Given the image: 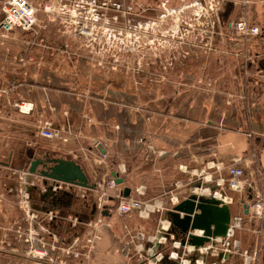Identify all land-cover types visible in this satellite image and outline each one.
Instances as JSON below:
<instances>
[{
    "label": "rangeland",
    "instance_id": "374dc122",
    "mask_svg": "<svg viewBox=\"0 0 264 264\" xmlns=\"http://www.w3.org/2000/svg\"><path fill=\"white\" fill-rule=\"evenodd\" d=\"M31 1L42 3V11L38 14L39 25L34 30L18 29L9 33L8 38H0V54L8 52L12 58L11 69L6 76L1 77L9 78L11 74L16 79L34 78L43 85L55 84L57 89L69 87L71 92L102 95L107 100L126 105H131L135 97L133 94L138 90L146 93L147 97V92L154 86L166 83L174 84L177 91L186 92L187 97L211 100L215 96V101L220 98V103L226 100V104L230 98L235 106L241 101L240 90L235 89L233 84L229 85V81L237 80L231 71L242 66V61L235 60L233 49L227 42L215 41L212 37V30L207 25L215 17L212 10L215 2L212 0ZM2 2L0 0V18ZM201 2L205 5L204 8L196 6V3ZM46 3L54 4L55 12H44L43 5ZM231 8V5L226 6L220 12V18L227 21L237 17L235 13L231 17ZM222 29L225 30V27ZM83 31L87 34H81ZM54 51L57 65L55 81H52L49 79L51 75L45 73H50L46 68L48 65L43 64L42 68L38 65V69L36 63L41 62L42 58L44 62H50ZM67 52L73 57L72 67L60 64L56 59L64 53L67 55ZM22 56L28 58L29 63L24 68L20 64ZM165 67H169V70ZM25 69L27 73L23 71ZM238 108L236 112H243V107ZM41 143L46 147L51 146L46 140H41ZM11 147L21 151L28 146L21 142ZM6 156L0 157V160L7 162ZM5 165L0 163V264H33L35 258L31 247L35 245L34 242L40 243L38 239L41 237L44 238L42 242L49 255L54 253L52 248L55 246V235H59L61 244L71 243L75 233L81 235L82 239L85 238L86 222L96 214L92 195L85 199L69 196L62 208L54 204L52 195L44 196L49 191L41 193L44 185L39 177L31 176L27 181L23 179V173L30 166H23L22 171H11L9 175V167ZM14 165L18 164L14 162ZM125 167L126 180L123 184L136 188L138 184H135V174L131 173L132 166ZM15 172L17 173L14 174ZM171 172L170 166H161L154 177H147V181L157 188L150 191L152 199L157 198L164 190L163 183L160 184V173H164L165 179L171 182L174 177ZM220 172L219 176L225 177L224 170ZM197 173L198 175L189 174L184 177L182 185L174 188L173 193L188 197L202 187L210 188L211 192L213 189L220 191L214 182L207 181L209 169L202 172L204 175ZM30 181H34L36 185L32 187ZM173 187L174 183L170 188ZM26 191L28 198L25 203ZM226 193L239 199L242 197L230 190H226ZM234 206L237 207L236 203ZM55 208L59 209V213L51 220L50 217L55 215ZM50 210L53 213L47 214ZM76 215L80 221L75 230L72 224L76 221ZM160 215L154 214L155 217L149 220L135 216L116 219L123 222L124 226L128 224L135 232L143 225L146 234L151 235L162 218ZM40 230L41 235H38ZM247 231L240 230L237 236L245 245L252 239V233H246Z\"/></svg>",
    "mask_w": 264,
    "mask_h": 264
},
{
    "label": "crops",
    "instance_id": "0c3cea01",
    "mask_svg": "<svg viewBox=\"0 0 264 264\" xmlns=\"http://www.w3.org/2000/svg\"><path fill=\"white\" fill-rule=\"evenodd\" d=\"M235 3H239L237 5L240 8ZM228 5L232 6L231 17L234 13L238 16L246 10L242 0H229L222 11ZM254 9L258 14L257 23L264 28V1L251 7V10ZM222 23L226 22L222 19ZM260 37L249 40L254 53L264 52V43ZM11 59L8 52L0 54V85L9 89L8 94H0V157L7 155V162L0 160V163H5V166H15L14 162L17 166H31L35 158L47 155L53 158L67 157L83 166L91 184L107 179L113 172H119V166H132L131 173L136 176L137 188L143 187L147 192L145 198H152L150 191L157 188L147 181V177H154L161 166H170L174 176L173 181L169 182L165 179V174L160 173V184L163 183L162 189L166 190L171 189L173 183L174 187L182 185L183 178L187 175H198L197 172L202 173L206 169H209V175L219 176L221 172L219 173L218 168H224L235 158H240L247 178L264 194V75L257 73V69L264 68V58L249 65L251 72L248 74L243 73L241 65L231 71L237 80L229 81V85L233 84L235 89L240 90L241 101L237 106L244 108L241 113L236 112L239 108L232 105L230 98L226 104V100L220 103V98L215 101V96L211 100L187 97L186 92L177 91L172 83L154 86L147 92V97L146 93L138 90L133 94L135 97L131 105H126L107 100L102 95L71 92L69 87L57 89L55 84L43 85L34 78L16 79L11 74L9 78L1 77L6 76L11 69ZM56 59L66 66H71L74 62L68 52ZM20 61L23 68L29 64L28 58L24 56ZM43 64L48 65L46 68L50 73H45L51 75L49 79L55 81V51L50 62H44L42 58L41 62L36 63V67L40 69L39 66L42 68ZM23 71L27 73L26 69ZM35 75L38 76V73ZM18 101L33 103L34 110L30 114L21 113L14 106ZM43 119L51 120L56 127H65L71 132L69 141H52L39 136L37 123ZM41 140L48 141L51 146L46 147ZM21 142L28 147L21 151L12 149L13 144ZM224 173V178L227 179L226 170ZM125 174L126 172L120 173L124 183ZM23 175L25 176V172ZM125 187L131 186L123 184L119 190H124ZM131 189L132 193L134 188ZM250 194L240 195V199L229 195L234 199L230 204L233 217H241L242 229L238 228L230 239L236 252L230 254L224 263L218 259L219 264H245L240 251L247 249L252 254L254 251L259 252V260L255 264H264V219L255 217L250 209L245 214L243 207L245 203L252 202ZM58 196L55 203L63 208L62 204L68 202L69 196ZM235 203L237 207L234 206ZM112 206L114 205L109 206L111 212H108L107 219L114 226L103 231L102 239L96 244L98 252L84 260V264H134V261L115 254V249L124 247L121 240L124 225L116 219L122 218L113 214L115 208ZM147 208L146 210L153 208V204L148 203ZM55 211L59 213V209L55 208ZM154 214L149 219L154 218ZM133 216L139 217L137 213H132L126 219ZM160 216L162 218L157 227L166 219L164 214ZM140 226L138 225L139 230L147 233L146 228ZM84 229L86 233L88 229ZM243 229L248 230L246 233H252L248 245L237 238L239 231ZM155 232L156 230L151 235Z\"/></svg>",
    "mask_w": 264,
    "mask_h": 264
},
{
    "label": "built area",
    "instance_id": "2783aa9c",
    "mask_svg": "<svg viewBox=\"0 0 264 264\" xmlns=\"http://www.w3.org/2000/svg\"><path fill=\"white\" fill-rule=\"evenodd\" d=\"M212 1L215 2V8L212 7L215 17L213 16L207 22V25L210 27L209 30H212L210 31L212 37L215 38V41H225L227 44H230L235 58L242 61L243 73H250V66L258 63L259 58H264V52L254 53L249 46V40L252 37L261 36L260 38L264 43V28L257 23L258 14H256L255 9L251 10V7L264 0H242V4L246 9L244 13L241 12L237 17L229 19L226 23H222L220 12L229 0ZM197 5L203 8L205 6L202 2L196 3ZM43 10L46 13L55 12V5L46 3L43 5ZM40 11H42V3L40 4L39 2L35 3L31 0H3L1 4L0 38L6 39L9 37V33L18 29L26 31L34 30L39 25L38 14ZM198 15L202 16V14ZM222 27H225V30ZM85 33L87 34V32ZM197 38L199 39L200 37L198 36ZM257 73L264 75V68L257 69ZM8 93L9 89L2 88L0 85V94ZM14 106L24 114H30L34 110V104L26 101L15 102ZM37 131L41 137L65 143L69 141L71 133L65 127H56L48 119L40 120L37 123ZM249 135L251 136V134ZM103 156L105 157L106 155L103 154ZM253 157L256 158V155ZM241 161L242 159L235 158L224 168H218V171L226 170L228 174L227 179L214 175L206 176L208 178L207 181L214 182L216 187L221 191H213L211 194L217 195L219 193L220 195H225L223 200L230 205L234 199L226 193V190L241 195L253 193V200L249 204V209L255 217L262 220L264 219V194L249 181ZM119 168L120 171L116 173L119 177H122L120 173L126 172V167L119 166ZM201 175L204 174L201 173ZM31 176H37L41 179L40 181L44 185L41 193L47 192L51 187L52 192L55 194L79 196L83 199L92 195L95 200L94 207L96 208L94 217L86 222L88 231H86L84 239L80 237L81 235L75 234L71 243L61 244L59 235H55V246L52 248L53 255L48 254L46 245L42 242L44 238L38 239L40 243L34 242L35 245L31 247V253L35 258L33 259V264H84V260L89 259L93 254L98 252L96 244L102 239L103 231L113 226L111 220L107 219L108 212H111L109 209L111 204L115 208L113 214L119 218L137 213L141 219L146 220L154 213L166 214L174 205L181 201V198L182 200L187 198L182 194L173 193L174 188H179L178 185L172 189L164 190L157 198L152 199L145 198L147 192L141 186L134 188V191L128 197H125L123 190H119L120 185L113 176H109L107 179L93 184L94 187L92 188L48 179L40 174L38 175V173H31L30 169L25 173L23 179L27 181ZM30 185L34 187L36 184L33 181ZM9 190H12V188ZM25 190H27V186ZM196 190H200V188ZM200 191H196L195 193L206 195ZM24 198V202L26 203V199L28 198L27 191ZM148 203L153 204V208L146 210L148 209ZM52 213L53 211L51 210L47 212V214ZM56 217L57 212L50 219L54 220ZM75 220L72 227L76 230L77 223L80 220L77 217H75ZM171 226L170 220L166 218L161 221L155 234L147 235L145 231L138 230L134 232L128 225H125V234L121 238L124 242V247L115 249V254L134 261V264H219L218 259H221V262L224 263L230 254L236 252V249L231 245L230 239L233 237L234 232L238 228H241L242 220L241 217H233L231 229L226 238L212 239L210 243H206L199 248L187 242L189 234L184 235L178 229L172 230ZM43 230L46 229L43 228ZM191 233L201 236L203 235V230H194ZM37 234L41 235V230ZM50 234H53V232H50ZM240 254L245 264H255L254 262L259 260V252L257 251H254L252 254L249 250H243V252L240 251ZM47 256L48 259H45ZM21 264L25 263L22 262Z\"/></svg>",
    "mask_w": 264,
    "mask_h": 264
},
{
    "label": "water",
    "instance_id": "95a60500",
    "mask_svg": "<svg viewBox=\"0 0 264 264\" xmlns=\"http://www.w3.org/2000/svg\"><path fill=\"white\" fill-rule=\"evenodd\" d=\"M39 166L43 167L40 172H38ZM30 172L38 173L48 179L77 184L86 188L94 187L83 166L76 160L67 157L53 158L47 155L44 159L35 158L31 162ZM112 175L118 184L124 183V178L119 177L116 172H113ZM48 191L44 196L53 195L51 187ZM131 191V187H125L123 195L128 197ZM53 196V199H58V194ZM252 198L253 195L250 194L249 199ZM243 207L245 214H248L249 204L245 203ZM166 218L170 220L172 230L178 229L184 235L189 234L187 242L199 248L210 243L212 239L226 238L231 229L233 214L231 206L223 199L216 198L212 194L206 196L193 193L174 205L167 212ZM194 230H203V235L191 233Z\"/></svg>",
    "mask_w": 264,
    "mask_h": 264
},
{
    "label": "flooded vegetation",
    "instance_id": "af4514ba",
    "mask_svg": "<svg viewBox=\"0 0 264 264\" xmlns=\"http://www.w3.org/2000/svg\"><path fill=\"white\" fill-rule=\"evenodd\" d=\"M166 5V4H165ZM167 70H169V67H165ZM45 157V156H44ZM44 157H39L40 159H44ZM7 167V166H6ZM9 167V168H8ZM7 168H8V170L10 171L9 172V175H10V173H11V171H17V169H19V170H21L22 168H23V166H8ZM42 166H39L38 167V172H40L41 170H42ZM17 172H15L14 174H16ZM55 193H53V195H54ZM57 198H59V196L57 197ZM54 200V204H55V199H53Z\"/></svg>",
    "mask_w": 264,
    "mask_h": 264
},
{
    "label": "bare ground",
    "instance_id": "6f19581e",
    "mask_svg": "<svg viewBox=\"0 0 264 264\" xmlns=\"http://www.w3.org/2000/svg\"><path fill=\"white\" fill-rule=\"evenodd\" d=\"M81 34H86V33L84 32V33H81ZM204 188H205V189H204ZM200 190H201L204 194H206V195H210V194H211V191H210L209 188L202 187V188H200ZM218 194H219V193H217V195H218ZM212 195H214V194H212ZM217 195H215L216 198L223 199V196H222V195H220V194H219V196H217ZM147 206H148V205H147Z\"/></svg>",
    "mask_w": 264,
    "mask_h": 264
},
{
    "label": "trees",
    "instance_id": "16d2710c",
    "mask_svg": "<svg viewBox=\"0 0 264 264\" xmlns=\"http://www.w3.org/2000/svg\"><path fill=\"white\" fill-rule=\"evenodd\" d=\"M222 18H223V17H222ZM229 18H230V17H229ZM223 20H224V19H223ZM228 20H229V19H228ZM228 20H227V21H228ZM227 21L224 20V22H227Z\"/></svg>",
    "mask_w": 264,
    "mask_h": 264
}]
</instances>
